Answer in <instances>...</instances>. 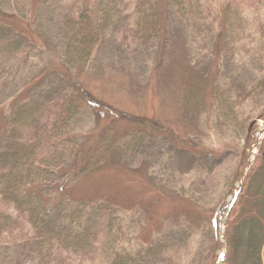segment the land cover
<instances>
[{"label":"rangeland","instance_id":"rangeland-1","mask_svg":"<svg viewBox=\"0 0 264 264\" xmlns=\"http://www.w3.org/2000/svg\"><path fill=\"white\" fill-rule=\"evenodd\" d=\"M3 1L5 11L33 15L40 35L60 55L52 48L0 43V121L7 124L0 148L9 153L12 138L24 134H14L10 124L66 77L60 61L67 58L70 26L64 0H12L15 11ZM185 1L182 9L175 0H148L137 17L133 0H103L97 19L102 42L77 80L97 106L86 105L63 131L75 153L109 132L117 149L125 141L127 155L69 184L73 207L85 199L93 204L85 211H72L65 202L55 207L53 216L67 226L61 234L50 231V253L32 238L38 228L13 223L0 208V264H62L50 254L72 234L86 245L77 257L81 264H212L219 243L215 255L222 257L225 208L242 183L233 187L235 176L245 155L247 163L255 160L264 138V4ZM228 1L240 14L229 12L221 21ZM60 156L56 146L43 160L57 175L43 177L36 195L41 202L53 199L62 181V166H54L62 163ZM100 199L112 203L109 210L98 209ZM93 209L101 213L87 228ZM78 211L74 220L71 212Z\"/></svg>","mask_w":264,"mask_h":264},{"label":"trees","instance_id":"trees-1","mask_svg":"<svg viewBox=\"0 0 264 264\" xmlns=\"http://www.w3.org/2000/svg\"><path fill=\"white\" fill-rule=\"evenodd\" d=\"M11 1L8 6L15 11V7H12L15 4ZM147 1L133 0L137 17L140 12L144 13ZM258 1L264 4V0ZM64 2L70 35L64 51L66 61H60V63L64 65L61 71L62 76L65 72L66 77H62L57 88L45 91L46 99H38L25 117L18 119L16 124H10L14 134L17 133L16 131L24 133L19 137L20 139L12 138L7 149L10 152L6 153L0 148L2 150L0 166L7 164L9 167L8 170L0 171V181L4 182L0 192V208L6 211L13 223L20 222L25 228H29L26 222L32 231L38 228L32 238L36 239L41 247L48 245L49 253L53 242L50 231L54 230L61 234L67 226L65 219L60 220L53 216L55 207L61 202L74 205L67 196L69 184L107 168L110 160L113 161L116 156L119 161H122L128 150L125 141L123 148L117 149L118 141L111 140L109 132L97 136L87 149L79 146L78 154L74 152L75 148L69 139L65 138L67 131L63 129L68 128L69 121L86 105L97 106L89 94L80 92L77 80H79V72L89 64L102 42V32L97 27V19L103 0H64ZM175 2L183 9L187 1L175 0ZM2 5L4 1L0 0V41H3L0 43L2 45L5 43L6 46L11 47L17 45V49L29 46L47 47L52 48L57 53L56 56L59 55L56 45L48 44L45 40L46 36L40 35L41 31L37 28L33 15L29 18L22 15L19 17L14 12L5 11ZM233 5V1H228L221 6L219 14L221 21L226 19L225 15L229 12L236 16L240 14L237 10H233ZM32 11L31 8L28 13ZM141 19L137 21L138 26H141ZM61 87L64 90L59 91ZM32 104L34 103L29 102L27 106ZM33 111L35 112L32 113ZM53 118L56 120L49 125V120ZM6 129L5 121H0V134ZM250 140L251 138L247 145L250 144ZM56 146L61 150L62 163L54 166H62L59 167L60 175L58 176L62 181L56 183V194H52L53 199L45 203L41 202L36 195L45 186L43 177L46 174L57 175V169L43 163L45 158L50 157L51 148ZM46 150L47 153L49 152L46 153L47 155ZM246 160L247 155L233 182V187L237 182H242L241 186L236 188L239 194L234 195V201L226 205L224 212L227 213L222 234L224 237L222 248L225 254L222 257L215 255V252L221 248L219 243L212 256V264H217L220 259L222 264H264V138L258 145L255 160L252 163H247ZM244 166L248 168L246 174L241 171L245 168ZM5 172L8 173L6 177ZM91 204H93L91 199L90 201L85 199L75 207L72 206L71 210L75 211L74 209L78 208L85 211ZM50 205L54 208L48 209ZM97 205L98 209L104 211L109 210L112 203L100 199ZM82 211L71 212V217L77 220L81 217ZM99 213L101 212L97 209H93L92 214L88 213L89 216L84 223L87 224V228L95 223L94 217H97ZM79 225H82V221ZM71 237L73 238L59 242L50 255L60 260L62 264H81L77 257L86 245H80L78 234H72ZM77 237L78 240H76Z\"/></svg>","mask_w":264,"mask_h":264}]
</instances>
